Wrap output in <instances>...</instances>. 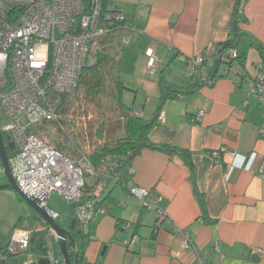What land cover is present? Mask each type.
Segmentation results:
<instances>
[{"label":"crops","instance_id":"crops-1","mask_svg":"<svg viewBox=\"0 0 264 264\" xmlns=\"http://www.w3.org/2000/svg\"><path fill=\"white\" fill-rule=\"evenodd\" d=\"M105 9L121 11L135 26L106 38L119 44L115 73L124 85L121 95L133 93L128 108L156 120L150 142L187 151L189 161L141 148L124 185L105 183V212L82 229L87 236L78 247L82 264H199L198 256L208 264H264V178L256 173L264 154L258 131L264 110L247 95L244 82L259 63L264 72V53L256 47H264V0H107ZM123 36L130 39L127 46L120 42ZM226 40L235 41L237 52L231 68L218 63L210 85L186 90L192 79L184 60L203 53L210 75ZM148 49L159 61L152 75L146 71ZM161 77L185 92L165 100L157 112ZM133 186L162 196L167 219L159 227L156 213L129 192ZM32 213V222L39 221L35 227L20 218L22 212L0 206V264L25 263L24 253L5 251L16 228L47 234L46 224ZM60 226L67 228L68 221ZM134 234L136 242L126 247L124 240ZM183 235L190 239L187 249L181 246ZM49 239L56 241L54 235ZM55 254L62 260L59 247Z\"/></svg>","mask_w":264,"mask_h":264},{"label":"built area","instance_id":"built-area-1","mask_svg":"<svg viewBox=\"0 0 264 264\" xmlns=\"http://www.w3.org/2000/svg\"><path fill=\"white\" fill-rule=\"evenodd\" d=\"M103 1L90 0L87 4L85 0H0V107L4 116L0 130L14 143V153L8 157L12 177L19 189L36 200L53 220L58 213L48 206L51 194L68 204L75 203V215L84 230L97 213L105 212V207L96 206V203L101 198L105 180L118 179L115 168L120 156L105 155L94 166L90 155L95 149H80L72 143L74 151L67 154L39 129V125L56 122L65 131L64 124L59 121L60 109L66 96L78 85L81 71L95 64L94 45L119 32L135 30L133 23L124 20L121 11L104 9ZM120 42L127 46L130 39L123 36ZM146 55V71L152 75L159 61L154 49H148ZM216 57L220 64L230 69L237 52L228 46L219 49ZM184 63L192 81L206 85L213 82L205 69L203 53L186 58ZM257 68L258 72L253 77H244V82L247 95L256 97L264 110L263 65L259 63ZM234 80L239 82L241 77ZM131 114L138 116L141 111L133 110ZM258 131L264 137V120ZM84 138L87 140L86 134ZM256 173L264 178V154ZM129 192L143 208L156 213L155 227L167 219L161 195L136 186ZM129 226L130 222L124 224L126 228ZM30 234L31 230L16 228L6 253H24V264H29L35 258L28 251ZM51 235L55 234L47 227L45 256L52 260ZM136 239L134 234L124 240V245L130 247ZM181 246L184 249L190 246L186 235H183ZM198 261L207 264L202 256H198Z\"/></svg>","mask_w":264,"mask_h":264},{"label":"rangeland","instance_id":"rangeland-1","mask_svg":"<svg viewBox=\"0 0 264 264\" xmlns=\"http://www.w3.org/2000/svg\"><path fill=\"white\" fill-rule=\"evenodd\" d=\"M106 38L98 41L92 49L96 53L101 52L108 59V62L100 70L103 76L101 94H90L87 92L85 83H80L77 89L66 96V102L60 109L59 121L64 124L65 131L56 122H45L39 125V129L48 135V138L60 150L67 154H72L74 151L72 143L80 149H92L91 151H93L106 145H112L122 135L125 111L118 105L115 77L119 44L118 42L114 44ZM132 99L133 93L131 92H124L123 96L121 95V102L127 107L132 106ZM3 122V109L0 107V124H3ZM85 134L87 140L84 138ZM6 183L7 179L3 173L0 175V185ZM109 186L111 187V185ZM0 191H7L0 193V206L2 209L22 212L20 218L33 227L39 224V221L32 222L31 215L34 216L33 211L18 193L11 188ZM48 206L58 213L55 222L58 225H65L68 221L67 202L56 194H51L48 198ZM57 248V242L52 240V264H63L61 256L55 254Z\"/></svg>","mask_w":264,"mask_h":264},{"label":"trees","instance_id":"trees-1","mask_svg":"<svg viewBox=\"0 0 264 264\" xmlns=\"http://www.w3.org/2000/svg\"><path fill=\"white\" fill-rule=\"evenodd\" d=\"M85 2H87L88 4L90 0H85ZM106 3H107V0H104L103 1L104 9H105ZM237 14L238 13L235 12L236 16ZM116 35H119V33H117ZM115 36H109L108 38L115 37ZM228 46H231L234 48L235 41L226 40L225 42L219 45L218 50L224 47H228ZM256 47L261 52V54L264 53V47L262 45L256 44ZM106 62H108L107 57L103 55L101 52H97L95 64L81 71L78 85L80 83L82 84L85 83L87 92L93 95H96V94L100 95L102 91V84H103V76L101 75L100 70L105 65ZM115 77H116V74H115ZM214 77L211 78V73H210L209 78H211V80H214ZM158 84H159V90H160V100H159V104L157 107V112H159V110L161 109L162 103L165 100L169 98H174L178 93L185 92L183 89L177 88L174 85L167 83L163 77L159 79ZM78 85L76 86L75 89H77ZM202 85H206V83L201 82V81H192V85L186 90H193ZM123 88H124L123 83L119 81L116 77V89H117L116 98L118 97L119 107L125 111L124 121L122 124V128H123L122 135L119 136V138L112 145L110 146L106 145L98 149H95L90 155V160L92 164L94 166L99 164L101 157L105 155L120 156L117 162V166L115 168L116 172L118 173V179L114 182L124 185L125 178H127V176L129 175L128 170L130 168L131 160L143 147L160 150L168 154L176 153L178 155L184 156L186 162L189 161V153L187 151L176 149L175 147H172L170 145L154 144L148 140V132L156 124V120L155 119L146 120L142 117V115L135 116L131 114L133 110L131 111L130 108L125 107L123 103L121 102V90ZM2 134H3L4 144L7 150V156L10 157L14 153V150L8 149L7 145L10 142V140L8 139L5 133H2ZM110 180L111 179H106L105 181L108 182ZM0 188H10V186L6 183L4 185H0ZM104 201H105V198L103 199L101 196L100 200L96 203V206H102ZM74 208H75V203L70 204L69 216H68V227L66 229L71 235L72 240L75 243V247H73L72 243L68 241V250H69L70 258L73 260V257L76 254L78 257V264H82L83 255H82V252L79 251L78 247L83 245V243L87 242V236L82 231L80 223L75 215ZM36 217L39 218L37 215ZM28 251L32 253L35 257H41L47 254L48 239H47L46 231H32L31 230ZM203 258L205 259V257Z\"/></svg>","mask_w":264,"mask_h":264},{"label":"water","instance_id":"water-1","mask_svg":"<svg viewBox=\"0 0 264 264\" xmlns=\"http://www.w3.org/2000/svg\"><path fill=\"white\" fill-rule=\"evenodd\" d=\"M216 62L217 63L215 64V68L212 71L211 78L215 76V73L217 71V67L219 63L217 59ZM7 146L8 149H13L14 143L10 141ZM0 159L3 167V173L7 179V184L10 186L11 189H13L24 199L27 205L43 221V223H45L47 227L53 230L57 245L62 255L63 264H78V257L76 254L73 257V260L70 258V254L68 250V241L72 243L73 247H75V243L72 240V237L67 231V229L58 225L55 222V220L51 219L47 215L46 211L37 203L36 200L27 197L17 186L9 168L7 150L4 144L3 134L1 130H0ZM29 264H52V260L47 256L35 257Z\"/></svg>","mask_w":264,"mask_h":264}]
</instances>
